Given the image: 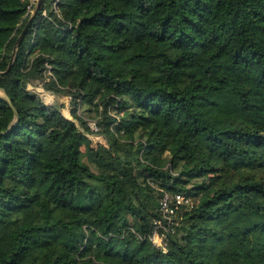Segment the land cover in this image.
<instances>
[{
    "label": "trees",
    "instance_id": "trees-1",
    "mask_svg": "<svg viewBox=\"0 0 264 264\" xmlns=\"http://www.w3.org/2000/svg\"><path fill=\"white\" fill-rule=\"evenodd\" d=\"M32 8L0 0V72ZM0 88V264H264V0H42Z\"/></svg>",
    "mask_w": 264,
    "mask_h": 264
},
{
    "label": "built area",
    "instance_id": "built-area-1",
    "mask_svg": "<svg viewBox=\"0 0 264 264\" xmlns=\"http://www.w3.org/2000/svg\"><path fill=\"white\" fill-rule=\"evenodd\" d=\"M44 14H46L44 12ZM47 94V93H44ZM91 129L97 131L96 122L91 123ZM94 128V129H93ZM159 213L160 218L155 221L156 230L151 237V240L156 246L162 248L166 251L164 246V239L166 233L174 231L176 226H178V215L181 209L192 207L193 200L192 197L184 193H164L159 202Z\"/></svg>",
    "mask_w": 264,
    "mask_h": 264
},
{
    "label": "rangeland",
    "instance_id": "rangeland-1",
    "mask_svg": "<svg viewBox=\"0 0 264 264\" xmlns=\"http://www.w3.org/2000/svg\"><path fill=\"white\" fill-rule=\"evenodd\" d=\"M29 1L31 3V6H33L32 10H33V13H34V11L36 10V7H37V4H38L39 0H29ZM44 93H47V94H44ZM42 96L44 97V99H45V101L47 103L64 104L65 105V108L63 109L64 114L67 115L68 117H71L70 110L75 105V102H74L72 97H70V96H57V95H55L53 93H50V92H47V91H42ZM91 123H94V122L93 121L89 122L90 126H91ZM94 131H96V130L94 129ZM90 136H91V138L93 140L92 141V147L95 150L99 151L101 149H105L106 147H108L107 141H106V139L103 136H97V135H90ZM100 139L102 141H100ZM208 181L209 182H214L215 180H214V178L213 179L209 178Z\"/></svg>",
    "mask_w": 264,
    "mask_h": 264
},
{
    "label": "water",
    "instance_id": "water-1",
    "mask_svg": "<svg viewBox=\"0 0 264 264\" xmlns=\"http://www.w3.org/2000/svg\"><path fill=\"white\" fill-rule=\"evenodd\" d=\"M41 2H42V0H39V1H38V4H37V7H36V10L34 11L33 15H32L31 18L29 19L27 25L25 26V28H24L22 34L20 35V37H19V39H18V41H17V44H16V46H15V48H14V51H13V54H12V59H11V62H10V65H9L8 70L11 69L12 65H13L14 62H15L16 54H17V50H18V46H19V44H20L22 38L24 37L25 33L27 32L28 28L31 26V23H32L33 19L36 17ZM8 70H7V71H8ZM7 71H5V72H7ZM5 72H0V75L4 74ZM0 94H2V95L4 96V98L8 101V103L10 104V106L12 107V109L14 110V113H15V120L17 121V120H18V117H19V113H18V111L16 110V108L13 106V104H12L10 98L8 97V95L6 94V92H5L3 89H1V88H0Z\"/></svg>",
    "mask_w": 264,
    "mask_h": 264
}]
</instances>
